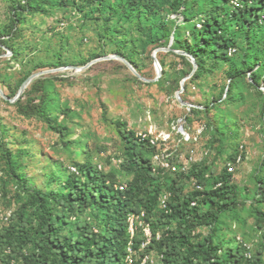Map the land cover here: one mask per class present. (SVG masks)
Listing matches in <instances>:
<instances>
[{
  "label": "rangeland",
  "instance_id": "374dc122",
  "mask_svg": "<svg viewBox=\"0 0 264 264\" xmlns=\"http://www.w3.org/2000/svg\"><path fill=\"white\" fill-rule=\"evenodd\" d=\"M84 1L61 6V0H0V40L7 41L0 47V90L11 100L29 76L52 71L32 81L19 106L0 97V227L7 225L12 213L21 210L27 214V209L21 208L26 194L20 182L7 173L4 149L15 157V173L25 178L30 189L63 192L61 183L72 172L70 168L86 157L117 184H127L133 176L123 165L124 144L118 134V124H124L136 137L147 133L166 139L161 149L176 170L161 172L163 194H169L166 189L172 181L183 195L197 190L196 181L188 175L195 164L208 168L210 185L241 150V162L230 173L241 204L220 216L214 241L223 243L224 248L243 243L249 254L256 253L264 246V226L258 228L253 209L264 186V30L259 44L250 50L247 46L256 40L241 33L229 62L209 61L205 72L195 78L193 65L188 64L191 58L182 59L185 54L171 48L175 28L170 20L176 15L168 6L173 0H165L164 6L154 0L159 14L151 21L142 19V32L155 30L154 20L158 19L167 20L163 23L169 29L168 38L159 36L161 41L147 48L140 46L146 37L134 25L136 12L124 19L105 9L114 0L92 5ZM209 1L199 3L208 9L212 7ZM123 2L118 0L119 5ZM191 3L188 6L193 9ZM32 7L40 10L31 11ZM138 7L139 12L147 11ZM180 27L176 32L183 38L185 30ZM123 36L135 42L136 69L131 67L147 82L115 57ZM162 44L170 50L156 53L161 75L153 81L157 68L152 54L163 48ZM10 49L17 52V58H12ZM96 55L100 58L93 59ZM243 60L250 64L257 61L256 80L251 79L253 71L247 70ZM235 73L240 75L231 80L229 75ZM184 79V90L178 94ZM39 106L67 136L62 138L35 114ZM257 206L264 211V203ZM71 217L74 223L77 217ZM85 217L95 228L101 220L100 213L93 210L80 216ZM210 233L209 226L201 225L193 232L192 241H203ZM151 256L154 264H162L157 254Z\"/></svg>",
  "mask_w": 264,
  "mask_h": 264
},
{
  "label": "trees",
  "instance_id": "16d2710c",
  "mask_svg": "<svg viewBox=\"0 0 264 264\" xmlns=\"http://www.w3.org/2000/svg\"><path fill=\"white\" fill-rule=\"evenodd\" d=\"M104 1L106 0H85L84 4ZM160 1L163 6L167 4L165 0ZM190 1L192 8L195 6L193 9L188 6ZM199 1L201 0H173L168 6L171 13L176 15L174 20H170L175 28L171 48L181 50L185 54L181 56L182 59L194 58L197 65L195 78L205 72L209 61L229 62L228 50L234 48L236 52L241 33L256 40L247 46L250 50L259 44L262 39L259 35L264 30V0H236L240 4L237 8L232 4L235 0H210L212 7L208 9ZM70 2L75 4L76 0H61V6H67ZM113 2L115 3L105 5V9L116 11L115 15L124 19L132 17L136 12L138 19L134 21V25L146 37L140 43L142 48L168 38L169 29L163 23L167 21L164 19L154 20L155 30L142 32V19L151 21L153 16L159 14L154 0H124L122 5L118 4V0ZM139 5L147 11L139 12ZM13 10L17 11V7L13 6ZM37 10L40 7L31 9ZM199 16L200 29L196 28V22L190 28L187 27ZM17 19L19 20L18 16ZM181 25L185 30L183 38L176 32ZM6 44V40H0V47ZM121 44L117 46L115 53L136 69L132 51L135 42L123 36ZM166 46L167 44H162L160 47L167 48ZM10 50L12 58H17V52ZM96 58L100 56L93 57ZM243 63L248 71H253L251 79L256 80L257 73L254 72L257 61L253 60L250 64L243 60ZM239 75L230 74L229 78L234 80ZM229 92L230 89L225 99ZM20 98L14 102L16 106H19ZM196 111L204 113L200 109ZM34 112L62 138L67 136V131L40 106ZM262 118L264 119V113ZM118 127L125 151L123 165L133 176L123 190H119V184L98 169V165L92 163L89 157L83 163H76L72 167L74 171L70 168L72 172L61 183L63 192H59V189H30L25 178L15 173V157L7 149L3 150L7 173L20 182L21 189L26 194L27 201L22 203L21 208L27 209V214L21 210L12 213L7 225L0 227V264H125L129 242L133 250H138L142 242L140 232L130 240L126 218L129 214L141 213L142 221L148 225L151 233L150 243L140 253L141 256L155 253L161 257L162 264H264L263 245L256 253L249 254L243 243L224 248L223 243L214 241V227L218 225L220 216L234 212L241 204L227 167L209 185L208 180L211 178L208 168L192 165L188 175L202 190H193L183 195L181 187L172 181L166 189L170 194L166 201V213L159 208V198L164 193L161 181L163 170L153 172L152 156L156 148L150 144L149 139L136 137L124 124H118ZM237 157L242 159L241 150L228 163H235ZM192 202L196 205L192 206ZM254 202L256 224L261 229L264 226V211L257 205L264 203V186ZM88 210L101 215L96 228L87 217L80 218ZM159 210L160 215L157 216ZM71 216L77 217L73 218L74 223L71 222ZM201 225L209 226L211 233L203 241L194 243L193 232Z\"/></svg>",
  "mask_w": 264,
  "mask_h": 264
},
{
  "label": "built area",
  "instance_id": "2783aa9c",
  "mask_svg": "<svg viewBox=\"0 0 264 264\" xmlns=\"http://www.w3.org/2000/svg\"><path fill=\"white\" fill-rule=\"evenodd\" d=\"M232 4H233V7L235 8L240 7L239 2L236 0L233 1ZM196 27L200 29L201 24L197 23ZM234 53H235L234 48H230L228 50V56H232ZM137 137L142 140L149 139L150 144L156 148V152L152 156L153 172L159 171V170H170V171L175 172L176 168L169 163L168 155L165 153L164 150L161 149V147L165 145L166 139L164 138L158 139L156 137H152L151 135L147 133H139ZM240 161H241L240 157H237V159L235 160V163H227L226 164L227 171L230 173L233 172L235 166L239 164ZM98 169H100V166H98ZM71 170L74 171L73 168ZM183 171L186 172L187 170L183 169ZM125 187H126L125 184H121L117 188L119 190H123ZM196 188L199 191L202 190L201 186L197 185ZM169 196L170 194H163L159 198V208H161L162 210H165L166 213L168 211L166 209V201L168 200ZM191 205L195 206L196 204L195 202H192ZM142 217H143V213L139 215L129 214L126 218V222L128 225L127 231H128L130 240L137 233L140 232L141 237H142V242L138 250H133L131 242H129L127 246V254L124 259L125 264H154V259L151 256V254H144L142 256L140 254L146 248V246L150 243V240H151L150 229L148 225L143 223ZM156 238L157 239L159 238V234H157ZM159 259H161V257H159Z\"/></svg>",
  "mask_w": 264,
  "mask_h": 264
},
{
  "label": "water",
  "instance_id": "95a60500",
  "mask_svg": "<svg viewBox=\"0 0 264 264\" xmlns=\"http://www.w3.org/2000/svg\"><path fill=\"white\" fill-rule=\"evenodd\" d=\"M170 49H169V47H167V48H160V49H156L154 52H153V54H152V57H153V59H154V63H155V66L157 67V69H156V72H157V75H156V79L155 80H153V81H156L159 77H160V75H161V69H160V65H159V62H158V60L156 59V53L157 52H161V51H169ZM117 59H119L120 61H122L123 63H125L126 65H127V67L130 69V71L136 76V77H138L140 80H142V81H145V82H147V80H145V79H143L132 67H131V65L126 61V60H124L123 58H121V57H119V56H115ZM111 57H106L105 59H110ZM191 62H192V65H193V69H192V74L193 73H195L196 72V70H197V65H196V63H195V60H194V58H192L191 57ZM50 72H52V71H42V72H39V73H36V74H33V75H31V76H29L23 83H22V85L20 86V88H19V91H18V93L16 94V96L13 98V99H11V100H9L4 94H3V92L0 90V97H2L3 99H5V100H7V101H10L11 103H14L15 101H17L20 97H21V95H22V93L25 91V89L32 83V81L33 80H35V79H37V78H39L40 76H42V75H45V74H47V73H50ZM189 77H191V76H189ZM185 81H186V79H184V80H182V82H181V84H180V90H179V92H178V94H180L183 90H184V83H185ZM178 99H179V101H180V98L178 97ZM182 103V102H181ZM179 131L180 132H182L183 133V131H182V128H180L179 129Z\"/></svg>",
  "mask_w": 264,
  "mask_h": 264
},
{
  "label": "bare ground",
  "instance_id": "6f19581e",
  "mask_svg": "<svg viewBox=\"0 0 264 264\" xmlns=\"http://www.w3.org/2000/svg\"><path fill=\"white\" fill-rule=\"evenodd\" d=\"M157 68V67H156Z\"/></svg>",
  "mask_w": 264,
  "mask_h": 264
}]
</instances>
